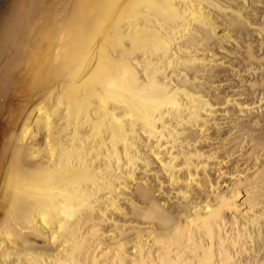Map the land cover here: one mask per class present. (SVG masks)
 <instances>
[{
  "label": "bare ground",
  "instance_id": "1",
  "mask_svg": "<svg viewBox=\"0 0 264 264\" xmlns=\"http://www.w3.org/2000/svg\"><path fill=\"white\" fill-rule=\"evenodd\" d=\"M0 264H264V0H2Z\"/></svg>",
  "mask_w": 264,
  "mask_h": 264
},
{
  "label": "snow or ice",
  "instance_id": "2",
  "mask_svg": "<svg viewBox=\"0 0 264 264\" xmlns=\"http://www.w3.org/2000/svg\"><path fill=\"white\" fill-rule=\"evenodd\" d=\"M37 83H38V81L34 79L31 86L32 87H36L37 86Z\"/></svg>",
  "mask_w": 264,
  "mask_h": 264
},
{
  "label": "water",
  "instance_id": "3",
  "mask_svg": "<svg viewBox=\"0 0 264 264\" xmlns=\"http://www.w3.org/2000/svg\"><path fill=\"white\" fill-rule=\"evenodd\" d=\"M1 1H2V0H0V4H1Z\"/></svg>",
  "mask_w": 264,
  "mask_h": 264
},
{
  "label": "rangeland",
  "instance_id": "4",
  "mask_svg": "<svg viewBox=\"0 0 264 264\" xmlns=\"http://www.w3.org/2000/svg\"><path fill=\"white\" fill-rule=\"evenodd\" d=\"M228 183V182H227Z\"/></svg>",
  "mask_w": 264,
  "mask_h": 264
}]
</instances>
